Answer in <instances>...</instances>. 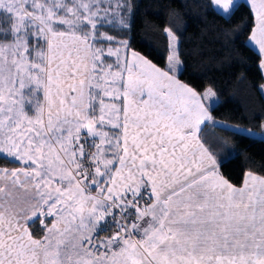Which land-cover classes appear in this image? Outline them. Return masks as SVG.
Instances as JSON below:
<instances>
[{
  "label": "snow or ice",
  "instance_id": "1",
  "mask_svg": "<svg viewBox=\"0 0 264 264\" xmlns=\"http://www.w3.org/2000/svg\"><path fill=\"white\" fill-rule=\"evenodd\" d=\"M201 6L226 23L247 9L232 43L255 49L264 70V0ZM138 9L137 0H0V264H264V175L231 183L219 169L234 148L207 131L251 139L264 124L220 123L219 95L182 81L175 46L163 68L134 50ZM48 26L71 37L54 50L68 57V80L89 60L92 79L105 68L120 79L100 89L85 72L84 85L48 93L50 102L34 66L59 70L44 55ZM102 102L119 107L101 111Z\"/></svg>",
  "mask_w": 264,
  "mask_h": 264
},
{
  "label": "trees",
  "instance_id": "2",
  "mask_svg": "<svg viewBox=\"0 0 264 264\" xmlns=\"http://www.w3.org/2000/svg\"><path fill=\"white\" fill-rule=\"evenodd\" d=\"M133 48L165 67L171 53L170 30L177 40L183 82L198 91L212 88L221 104L215 112L220 123L257 130L264 123V75L261 57L251 46L235 44V34L248 19L247 9L234 22L208 12V0H137ZM239 3V2H238ZM243 17V19H241ZM224 29V31H220ZM243 39V37H242ZM210 142L223 141L234 151L226 154L220 172L235 186L246 173L264 175V138L233 137L214 127L207 130ZM224 153L222 147L216 149ZM220 159V157H218Z\"/></svg>",
  "mask_w": 264,
  "mask_h": 264
},
{
  "label": "crops",
  "instance_id": "3",
  "mask_svg": "<svg viewBox=\"0 0 264 264\" xmlns=\"http://www.w3.org/2000/svg\"><path fill=\"white\" fill-rule=\"evenodd\" d=\"M237 2H240V0H237ZM59 19H64V18L59 17ZM49 31L51 32V36L48 37L47 50L44 53L45 58H46L49 65H51L52 62L56 61L57 59H59V64H60L59 70H57L55 67L45 68V66L43 65L44 77H45V75H47V79H48V84H45L46 98H48L50 100V102L55 103L54 101H51V96L48 95V93L55 94L57 89H59V91L61 93L66 95L67 89L69 87L75 86V87L79 88L80 86L84 85V73L85 72L89 73V83L94 84L96 88H100V89L106 88L107 84L106 83H99L98 81H106L108 79H111V80H119L120 79L119 72H113V73L109 74L107 71V68H105L103 70L102 74H100L97 79H92L91 78V69L94 67V65H92L90 60H89V61L83 62V63L76 62L75 67L80 69V73L77 75V77L75 79L68 80L67 72H66V69L68 68V64L66 63L68 57L63 56L61 54H58L54 50L57 48L58 44L64 42V41L58 40L57 37H63L64 40L68 41V42H71V37L69 36L68 33L64 32V31H52L51 29H49ZM77 39H79V37H77ZM170 40L172 42V45L177 48V40L175 39L176 41H174L171 36H170ZM81 47H83V46H81ZM85 55H88V53H86V52L81 53V55L78 57V59L80 61H83V57ZM72 70L75 71V69H72ZM178 70L179 71L181 70V66L178 67ZM262 73L264 75V70H262ZM66 80H67V83L65 82ZM43 83H44V80H43ZM50 85H54V87H50ZM111 94H112L111 91L102 92V95H111ZM78 95H79V93H78ZM84 95H85V105L84 106L87 107L86 89L84 90ZM57 99L59 100L60 104L63 105L65 103L62 96H58ZM128 103L129 102L126 101V110H127V104ZM118 107H119V105H117V104H111V103L104 104L102 102L101 111H104L105 109H107L108 112L110 113ZM90 123L91 122L89 121V124ZM106 134L107 133H103V135H106ZM245 177H246V175H245Z\"/></svg>",
  "mask_w": 264,
  "mask_h": 264
},
{
  "label": "rangeland",
  "instance_id": "4",
  "mask_svg": "<svg viewBox=\"0 0 264 264\" xmlns=\"http://www.w3.org/2000/svg\"><path fill=\"white\" fill-rule=\"evenodd\" d=\"M48 27H49V29H51L50 26H48ZM174 41H176V40H174ZM172 46H173V45H172V42H171V48H173ZM171 50H172V49H171ZM39 54H40V53L38 52L37 55H39ZM170 54H171V53H170ZM34 66L40 69V73H39V75H40L41 79H40L39 83L43 84V80H44V67H43V64L37 63V64H35ZM180 66H181V64L178 65L177 68L180 67ZM263 124H264V123H263ZM233 127H238V126H233ZM238 128L243 129V127H238ZM254 131H257V130H254ZM256 137H257V138H264V137H262V136H256Z\"/></svg>",
  "mask_w": 264,
  "mask_h": 264
}]
</instances>
